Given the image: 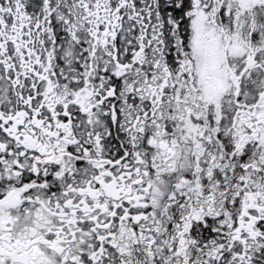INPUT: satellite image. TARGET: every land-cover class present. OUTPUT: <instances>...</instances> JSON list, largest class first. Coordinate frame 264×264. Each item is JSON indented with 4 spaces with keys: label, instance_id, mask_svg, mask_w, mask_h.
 Wrapping results in <instances>:
<instances>
[{
    "label": "snow or ice",
    "instance_id": "snow-or-ice-1",
    "mask_svg": "<svg viewBox=\"0 0 264 264\" xmlns=\"http://www.w3.org/2000/svg\"><path fill=\"white\" fill-rule=\"evenodd\" d=\"M0 264H264V0H0Z\"/></svg>",
    "mask_w": 264,
    "mask_h": 264
}]
</instances>
